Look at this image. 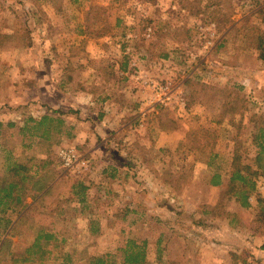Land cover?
Here are the masks:
<instances>
[{
    "label": "rangeland",
    "instance_id": "obj_1",
    "mask_svg": "<svg viewBox=\"0 0 264 264\" xmlns=\"http://www.w3.org/2000/svg\"><path fill=\"white\" fill-rule=\"evenodd\" d=\"M263 30L264 0H0V176L16 160L46 163L59 179L42 200L27 197L28 205L18 207L24 218L14 230L5 221L17 212L0 213V248L4 238L10 241L0 264H66V253L73 258L68 264L103 253L119 264L128 239L149 240L151 264L238 263L227 253L231 243L187 242L183 233L205 223L197 211L207 202L226 201L220 205L226 212V188L220 196L208 188L216 170L206 165L209 152L219 150L216 162L225 164L237 146L242 157L255 154L254 115L264 116L257 42ZM147 79L171 82L186 107L156 103L154 89L143 87ZM127 93L133 103L123 101L129 110L118 117L121 134L94 123L92 116L111 106V98ZM134 102L139 106L131 107ZM142 108L145 118L135 114ZM45 114L64 118L71 135L50 141L31 135L26 119ZM155 115L173 136L160 139ZM160 143L171 146L160 151ZM64 147L75 148L86 164L64 168ZM164 158L171 178L166 186L157 178ZM256 183L263 192L264 178ZM169 184L183 197H173ZM160 189L168 196L159 198ZM248 212L238 215L243 223L253 215ZM41 233L53 237L42 238L35 252Z\"/></svg>",
    "mask_w": 264,
    "mask_h": 264
},
{
    "label": "trees",
    "instance_id": "obj_2",
    "mask_svg": "<svg viewBox=\"0 0 264 264\" xmlns=\"http://www.w3.org/2000/svg\"><path fill=\"white\" fill-rule=\"evenodd\" d=\"M257 42L260 51L259 56L264 61V30L257 32ZM254 119H256V121H254L255 126L251 134V142L256 147L255 154L251 157L249 155V157H242L239 153V146H237L232 156V167L234 170L230 180L223 185L226 190L233 191L236 195L241 197L243 206L249 205V196L256 192V179L259 177L264 178V116L254 115ZM13 124L14 123H10V125ZM25 124L26 127L32 129L31 135L46 141H50L65 133L71 135V132L66 129H68V127L73 128L66 123L64 118L56 116L55 114H45L39 119L29 117L26 119ZM3 132H5L4 124L0 121V134ZM57 142L60 141L57 140ZM7 158L8 160L12 159L10 156ZM244 159L251 160V163H244L242 161ZM166 177H168L167 181L171 182V178L168 174ZM210 177H212L210 180L212 184H223L221 183V176L218 172H214ZM55 179L56 175L54 171L46 167V163H43L42 166H29L14 160L7 166L5 176H0V213L6 215L9 212H17V217L14 220L7 217L5 221L7 225L9 222L13 224L12 230L17 228L19 222L24 218L23 209L19 210L18 207L21 204H24L25 207L28 205L25 203L27 197H31L36 202L50 194L56 186L52 183ZM257 202L260 207V219H264V198L259 197ZM219 209L224 211L220 206L216 207L215 211ZM1 220L3 219L0 218V221ZM52 237V234L46 233V235H44L41 233L38 235L31 248H37L35 251L37 252L41 248L39 241L42 238L50 239ZM63 242L64 240H62V243ZM9 243L10 241L8 238H4L0 251L3 247H7ZM148 244V239H144L140 242L135 239H128L125 246L120 249L121 258L119 264H151L148 257ZM29 251L30 250H28V253ZM29 260H31L30 257H23L20 259V261L24 262ZM64 260L66 264L73 263V258L68 253H66V258ZM85 261L86 264H118L111 253L89 255L85 257Z\"/></svg>",
    "mask_w": 264,
    "mask_h": 264
},
{
    "label": "crops",
    "instance_id": "obj_3",
    "mask_svg": "<svg viewBox=\"0 0 264 264\" xmlns=\"http://www.w3.org/2000/svg\"><path fill=\"white\" fill-rule=\"evenodd\" d=\"M121 94L119 95H115L113 98L114 99H110L109 101H111V106L107 107L106 109L102 110V113H98L94 117L92 120H95L94 123H98L97 125L99 126H111L113 127V130H115L117 132V136L119 134L122 133V130H120L122 128V126L119 124V115H121L124 111V109H128V107L123 106V101H130L131 103H133V96L129 95V93L127 94H123V97H120ZM127 96L129 97V99L127 98ZM109 97H107L108 99ZM106 99V98H105ZM89 101V100H88ZM98 101V100H97ZM90 102V101H89ZM51 103H57L58 105L61 104L62 102L58 101L57 99H53L51 100ZM91 104V103H90ZM137 107L139 106L138 104H136ZM135 102H134V106L131 107H135ZM60 106V105H59ZM130 107V109H131ZM107 110V111H105ZM109 110V111H108ZM129 110V109H128ZM110 112V113H109ZM158 112V110L156 109V113ZM112 113V114H111ZM154 114V113H153ZM110 117V118H109ZM141 120V119H140ZM157 123L158 126V134H160V139H162V135L164 133H169L166 135V137L169 136H173L172 131L170 132L169 130H166V126L163 127L162 124H160V115H155V120L154 123ZM201 122H204L203 120ZM154 127L156 128V125L154 124ZM180 127V126H179ZM164 129V130H163ZM179 130V128L177 130H174V132H177ZM114 133H112L113 135ZM81 135V134H79ZM116 135V134H114ZM185 135H182V137L180 138V140L178 141L177 145H180L179 143L181 142V139L184 138ZM112 138H110L109 140H106V145H109V142H111ZM233 141H230V146L233 145L234 143ZM177 145L174 147L175 149H177ZM167 146H171L170 143H160L158 145V148L160 151H164L166 152L168 147ZM231 148V147H230ZM121 151V150H120ZM210 153V157H208V160H206V165H209L210 167H214L215 166V171L214 172H218L220 174V180L221 183L223 184H212L210 182V180L212 179V177H209L207 179V183H208V188L211 190H218L219 192V196L221 193V187H223V185H225L231 178L232 172H233V167H232V156L234 154V151L232 152V155L230 156V162L227 161V163H222L217 161L216 159H219L221 157V152L219 150L216 151H212L209 152ZM118 155V154H117ZM121 159V158H120ZM119 159V161L117 162V164H122V161ZM224 159H222L221 161H223ZM244 163H251V160H247L244 159L242 160ZM164 162V163H163ZM166 159H159L158 161V166H164V168L161 170V168H158V173H157V178L158 181L160 183V185L162 186H166L167 181V173L165 172L168 164H165ZM176 166H177V162H176ZM178 167V166H177ZM147 177V176H146ZM126 178V176L124 177ZM57 179V178H56ZM53 182V185H55L59 179H57ZM148 179H152V177L148 178ZM118 180H119V176H118ZM80 187H82L83 190L88 189L86 185H84L83 183H79ZM171 189L170 191L172 192V196L175 197L176 199L178 198H182V190L181 189H177L171 186V184H169ZM89 190V189H88ZM226 191V190H225ZM89 193H87L88 196ZM225 200L228 199V203L226 204V212L222 211L220 213L215 211V208L220 206L221 204L225 205L224 203L218 202L219 200H216L215 203H205L206 206L202 207L201 210H198V217H200L202 220H204L205 223H202L203 225H199L200 227L197 228V226L195 227L193 225L192 229H188L190 231V233H183V237L187 242H194L197 241L198 239L202 238L207 240V242L210 244H218L221 246H225L227 243H231V248L230 246L227 245L228 248H230V251H227V253L231 254L232 256H234V262L239 261L238 263L241 262H250V260L254 259V262H263L264 263V219H260L259 216V211H260V207L258 205L257 199L259 197L264 198V191L261 192H254L253 194H251L248 198V206H243L242 205V200L241 197L236 195L233 191H229L227 190L226 192H222V197L225 196ZM83 195V194H82ZM166 196H168V193H166V190H161L158 193L159 198H164ZM85 201V196H83V200ZM204 204V205H205ZM207 211V212H206ZM246 211H249L248 213L250 214V212H252V217L249 221V223H243V221L241 220L240 217H238V215L240 213H245ZM203 216V217H202ZM216 217H221L224 218V220L222 222H218L216 220ZM238 217V218H237ZM205 227L207 229H205ZM185 230V229H183ZM187 231V230H186ZM227 232H229L228 234H232L233 238L230 239V237L227 234ZM194 240V241H193ZM161 241V239H159V242ZM225 249V248H224ZM227 249V248H226ZM249 255V256H247ZM254 255V257H253ZM243 256V257H242ZM236 263V264H238Z\"/></svg>",
    "mask_w": 264,
    "mask_h": 264
},
{
    "label": "built area",
    "instance_id": "obj_4",
    "mask_svg": "<svg viewBox=\"0 0 264 264\" xmlns=\"http://www.w3.org/2000/svg\"><path fill=\"white\" fill-rule=\"evenodd\" d=\"M143 87H151L155 91L156 103L160 104H177L181 107H186V101L183 95H179L174 91L171 82H155L154 80L147 79L144 82ZM153 96V95H152ZM136 116L145 118L147 109L142 108L141 111L135 113ZM140 118V119H142ZM59 159L62 166L66 169H71L77 165H85L86 161L81 157L77 150L73 147H64L59 151Z\"/></svg>",
    "mask_w": 264,
    "mask_h": 264
}]
</instances>
